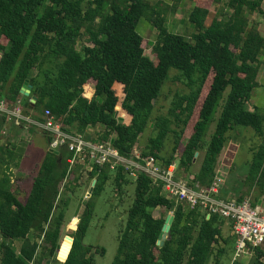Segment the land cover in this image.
<instances>
[{
	"label": "trees",
	"instance_id": "16d2710c",
	"mask_svg": "<svg viewBox=\"0 0 264 264\" xmlns=\"http://www.w3.org/2000/svg\"><path fill=\"white\" fill-rule=\"evenodd\" d=\"M185 1L191 3L190 34L168 27L173 7L164 0H0V97L12 107L22 99L24 114L37 121H47L49 109L72 134L103 126L96 141H111L128 159L144 163L153 157L165 168L176 164L180 177L208 188L231 132L238 125L250 127L261 143L248 181L264 193V111L249 109L264 63V34L252 19L264 15V0H176L175 6ZM144 19L157 29L154 58L146 53L148 39L137 30ZM172 68L179 71L175 78L185 90L174 94L166 111L155 114ZM26 80L33 85L31 95L38 96L35 104L21 93ZM218 108L215 131L206 139ZM7 123L2 116L0 139ZM148 132L152 134L142 142ZM43 133L47 151L25 198L11 186L10 163L0 156V264H42L41 247L49 256L61 254L73 192L65 180L74 153L66 146L58 154L50 151L55 137ZM0 150L9 158L15 153L9 147ZM135 169L94 162L89 174L97 182L61 264H96L95 255L106 253L105 247L94 251L84 239L94 198L111 180L119 189L136 184L112 264H220L228 247L237 243L233 221L168 197L163 182L141 170L132 178ZM258 202L257 197L253 204ZM158 209L175 216L163 246L157 242L168 214L156 216ZM248 249L254 253L250 264H264V242ZM233 264L243 263L235 259Z\"/></svg>",
	"mask_w": 264,
	"mask_h": 264
},
{
	"label": "rangeland",
	"instance_id": "374dc122",
	"mask_svg": "<svg viewBox=\"0 0 264 264\" xmlns=\"http://www.w3.org/2000/svg\"><path fill=\"white\" fill-rule=\"evenodd\" d=\"M156 2L159 0H150ZM173 5L176 0H164ZM225 1V0H224ZM223 3L216 4L215 7H221ZM189 5V4H187ZM186 8V7H185ZM180 10V14H184V10ZM188 8V7H187ZM178 10V11H179ZM173 9L168 13V27L174 30V24L178 20ZM252 23H255L258 28L264 34V15L255 14L252 19ZM149 22L147 20H141L137 26L138 32L148 39L146 44V53L150 57L154 58L152 46L154 44L155 37L148 35ZM157 31V30H156ZM157 33V32H156ZM183 34H189V29H184ZM190 37L188 36V39ZM85 38L80 42L79 47L85 42ZM84 41V42H83ZM264 59V58H263ZM177 69H170V78L167 80L165 87L162 89V95L157 101L155 108V114L166 111L170 106L172 98L177 91L185 90V85L182 81L176 79ZM260 84L256 87L249 101V109L253 107L255 102V108L264 111V63L261 67L259 74ZM93 86V84H92ZM258 91V95H256ZM220 108L214 115L215 121L212 122L206 133V139H210L215 131L216 120L219 117ZM26 123H17L16 120L8 121L7 133L3 134L0 139V146L9 147L13 149L14 156L8 157V153L0 150V156L4 155L6 160L10 163V170L8 174L11 177V186L17 192L20 191L23 198L26 197L29 190H31L32 179L37 174L39 167L44 159L47 151V139L43 133V130L37 128L34 125H28L24 128ZM11 128V130H9ZM105 128L103 126L91 127L85 133V138L94 140L98 138ZM152 134L148 132L142 139V142H146L147 138ZM232 139L228 142L224 149V156L220 157V165L218 173L223 177L222 191L225 194L223 198L238 199L244 197L245 199H251L255 201L258 197V201L261 202V207L264 214V193L261 192L259 187L254 183L248 181L250 173V163L254 156V150L260 145L261 140L257 136L256 132L246 126L238 125L235 130L231 132ZM182 150V148L180 149ZM137 155L139 149L136 148ZM180 153V152H179ZM85 157H81L78 163L72 168L65 183H68L73 192L69 193L71 197L70 207L66 215V224L63 228L62 240H61V254H67L71 239L73 237L79 219L84 211L86 202L90 197V190L93 186V179L90 178V169L94 161L91 160L87 154ZM202 155L199 157L198 162L194 168V171H198L201 166ZM93 161V162H92ZM79 176V180L75 182V176ZM184 179V176H179ZM135 179V176L132 175ZM186 180V179H185ZM188 180V179H187ZM136 184L130 183L124 185L122 189H119L111 180L107 183L103 193L94 198L95 212L91 221L89 230L85 236L84 242L86 244H92L96 248L105 247V254H96V264H112L118 251L119 245V231L123 225H126L129 215V210L134 203ZM221 195V194H220ZM222 196V195H221ZM227 196V197H226ZM258 202V203H259ZM173 213L164 209L156 210V216H162ZM232 234L233 231H232ZM69 236V237H67ZM33 237V235H32ZM74 238V237H73ZM1 239V235H0ZM19 245V243H17ZM227 254L221 259L220 264H233L235 259H239L243 264H250L254 258V253L248 252L242 255V257L235 258L236 246H229ZM56 254L54 256L48 255V250L40 248L39 256L43 257L42 264H61L62 256ZM210 264H215L212 260Z\"/></svg>",
	"mask_w": 264,
	"mask_h": 264
},
{
	"label": "built area",
	"instance_id": "2783aa9c",
	"mask_svg": "<svg viewBox=\"0 0 264 264\" xmlns=\"http://www.w3.org/2000/svg\"><path fill=\"white\" fill-rule=\"evenodd\" d=\"M3 51L0 50V60ZM23 101L19 99L15 106L4 98L0 97V118L7 117V121L16 120L17 123H26L34 125L37 128L49 132L55 138L51 143V148L59 151L60 148L66 146L73 156L68 159L70 169H72L78 160L87 156L96 163L104 165L110 163L115 169L118 164L124 163L127 167L136 168L132 174L137 176L141 170L156 182H163L165 194L176 200H185L192 207L200 206L212 213H219L222 217L230 218L233 221L234 234L237 235L235 258L249 252V246H258L264 242V214L261 205L253 204L251 199L223 198L221 187L224 182L223 177L217 173V176L211 187H203L199 184L191 185L187 180L177 176L176 164H172L168 168L163 167L153 157L144 163L139 160L128 159L122 156L111 141H94L85 138L83 134H72L65 131L61 124L55 120V117L49 109L46 110L47 121H37L27 116L23 112ZM92 161V162H93Z\"/></svg>",
	"mask_w": 264,
	"mask_h": 264
},
{
	"label": "water",
	"instance_id": "95a60500",
	"mask_svg": "<svg viewBox=\"0 0 264 264\" xmlns=\"http://www.w3.org/2000/svg\"><path fill=\"white\" fill-rule=\"evenodd\" d=\"M32 90H33V85L30 83L29 80H26V82L24 83L23 87L21 88V93L25 96H31V103L32 104H35L38 100V96L37 95H31L32 93ZM50 151L54 152V153H59V151L57 150H54V149H50ZM199 155V153H196V157ZM96 182L97 180L94 179L93 180V186L90 190V196L91 194L93 193V190H94V187L96 185ZM262 201L259 202V204H261ZM174 219H175V216L174 214L170 213L167 215L166 217V220H165V223L163 225V228H162V231L159 235V239H158V242L157 244L160 245V246H163L166 242L167 239H169L171 237V227H172V224L174 222ZM69 237V236H67ZM71 239V241L73 242L74 241V238L73 237H69Z\"/></svg>",
	"mask_w": 264,
	"mask_h": 264
},
{
	"label": "crops",
	"instance_id": "0c3cea01",
	"mask_svg": "<svg viewBox=\"0 0 264 264\" xmlns=\"http://www.w3.org/2000/svg\"><path fill=\"white\" fill-rule=\"evenodd\" d=\"M167 2V1H166ZM168 3V2H167ZM169 5H170V3H168ZM187 4H189V5H187ZM175 5H177V2H174L173 3V5H172V9H173V11H174V13H176L175 15H176V17H177V21L175 22V24H174V31H177V32H180V33H184V29H189V28H191L192 29V27L193 26H190V24H189V21H188V11L190 10V8H191V3H189V2H187V1H185V2H181L180 4H178V6L176 7ZM186 7V8H185ZM188 7V8H187ZM183 8H185V10H184V14L183 15H181L179 12H180V10L179 9H183ZM263 8H264V3H263ZM179 10V11H178ZM157 29H155V28H152L151 27V25L149 24V28H148V35L149 36H152V37H155L156 35H157V31H156ZM189 34H190V30H189ZM258 80H259V78H258ZM260 82V81H259ZM256 95H258V91H256ZM254 105H255V102H254ZM253 105V107L251 106V110H254L255 109V106ZM249 106H250V104H249ZM7 127V126H6ZM5 127V129H4V131H3V134H5V133H7V128ZM9 130H11V128L9 129ZM47 144H48V142H47ZM1 145V144H0ZM47 147H48V145H47ZM224 156V152L222 153V155H221V158ZM91 170V169H90ZM221 195H222V197H225V194L223 193V191H222V189H221ZM227 197V196H226Z\"/></svg>",
	"mask_w": 264,
	"mask_h": 264
}]
</instances>
